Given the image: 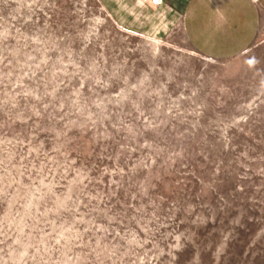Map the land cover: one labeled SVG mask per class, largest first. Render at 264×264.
Returning a JSON list of instances; mask_svg holds the SVG:
<instances>
[{"label":"rangeland","instance_id":"obj_1","mask_svg":"<svg viewBox=\"0 0 264 264\" xmlns=\"http://www.w3.org/2000/svg\"><path fill=\"white\" fill-rule=\"evenodd\" d=\"M148 6L0 0V264H264V11L213 58Z\"/></svg>","mask_w":264,"mask_h":264},{"label":"crops","instance_id":"obj_2","mask_svg":"<svg viewBox=\"0 0 264 264\" xmlns=\"http://www.w3.org/2000/svg\"><path fill=\"white\" fill-rule=\"evenodd\" d=\"M147 8V33L165 37L178 27L199 53L230 58L257 39L264 0H164Z\"/></svg>","mask_w":264,"mask_h":264},{"label":"built area","instance_id":"obj_3","mask_svg":"<svg viewBox=\"0 0 264 264\" xmlns=\"http://www.w3.org/2000/svg\"><path fill=\"white\" fill-rule=\"evenodd\" d=\"M154 4H160L163 0H151Z\"/></svg>","mask_w":264,"mask_h":264},{"label":"bare ground","instance_id":"obj_4","mask_svg":"<svg viewBox=\"0 0 264 264\" xmlns=\"http://www.w3.org/2000/svg\"><path fill=\"white\" fill-rule=\"evenodd\" d=\"M150 1H151V0H150ZM163 1H164V0H163ZM163 1H162V2H163ZM151 2H152V1H151ZM162 2H161V3H162ZM152 3H153V2H152ZM161 3H160V4H161ZM153 4H154V3H153ZM160 4H157V5H160ZM153 39H154L155 41H158V39H157L156 37H154ZM158 43H159V42H158ZM158 43H157V44H158Z\"/></svg>","mask_w":264,"mask_h":264}]
</instances>
